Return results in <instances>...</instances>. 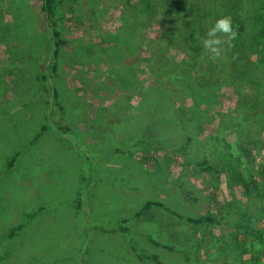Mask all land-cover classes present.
I'll use <instances>...</instances> for the list:
<instances>
[{"label": "rangeland", "instance_id": "rangeland-1", "mask_svg": "<svg viewBox=\"0 0 264 264\" xmlns=\"http://www.w3.org/2000/svg\"><path fill=\"white\" fill-rule=\"evenodd\" d=\"M56 1L73 43L43 62L42 0H0V264H264V218L250 222L258 203L227 148L240 132L221 125L234 88L185 78L169 97L158 21L142 43L121 34L123 0ZM257 141L242 155L263 185Z\"/></svg>", "mask_w": 264, "mask_h": 264}, {"label": "trees", "instance_id": "trees-1", "mask_svg": "<svg viewBox=\"0 0 264 264\" xmlns=\"http://www.w3.org/2000/svg\"><path fill=\"white\" fill-rule=\"evenodd\" d=\"M123 2L121 34L124 38L126 30L133 29L138 40L143 43V28L156 21L160 23V35L150 42V48L155 47L156 43V60L154 59L152 68L155 81L165 95L176 98V85L185 78L201 85L224 82L234 88L238 102L224 116L221 125L240 132L238 140L228 143L227 148L231 152V160L241 169L247 193L258 203L255 214L248 218L250 222L257 218L256 215L264 218V184L259 185L254 179L251 167L242 155L246 152L248 144H257V136L264 131V0H137L138 3L134 5L131 0ZM42 4L54 47L52 52L50 44L44 45L41 57L43 62H46L51 58V54L58 58L61 49L71 45L73 41L63 35L57 1L42 0ZM222 16H231L238 36L232 42L233 46L224 45L225 52L220 59L213 60L201 42L208 29ZM118 37L120 38V35ZM173 50L182 54V57L173 55ZM54 70L57 71V64ZM47 78L46 75L42 78L43 87ZM55 95L56 103L61 106L56 89ZM191 119L198 121L195 116ZM180 125H185V121H180ZM39 137L40 135H37V138ZM14 160L10 167L14 165ZM262 169L264 171V166ZM153 204L156 203H146L138 214ZM234 204L239 206L242 203L238 200ZM191 220L196 224H203L217 219L206 215ZM245 226L249 228L250 224L242 225V228ZM253 230H256V227ZM257 231L253 241L254 250L258 246L264 247V240L259 236L264 234V229ZM158 263L162 264L159 261Z\"/></svg>", "mask_w": 264, "mask_h": 264}, {"label": "clouds", "instance_id": "clouds-1", "mask_svg": "<svg viewBox=\"0 0 264 264\" xmlns=\"http://www.w3.org/2000/svg\"><path fill=\"white\" fill-rule=\"evenodd\" d=\"M238 33L233 27L231 16H222L217 19L208 29L202 39V47L213 60L220 59L224 52V45L233 46L232 42L237 38Z\"/></svg>", "mask_w": 264, "mask_h": 264}]
</instances>
